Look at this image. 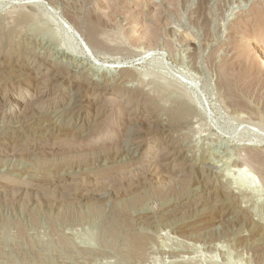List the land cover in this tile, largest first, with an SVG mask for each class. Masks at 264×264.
Here are the masks:
<instances>
[{
    "label": "rangeland",
    "instance_id": "1",
    "mask_svg": "<svg viewBox=\"0 0 264 264\" xmlns=\"http://www.w3.org/2000/svg\"><path fill=\"white\" fill-rule=\"evenodd\" d=\"M67 8L83 25L100 18L104 47L85 39ZM263 8L264 0H0V264H125L128 231L148 239L137 264H264V174L248 159L264 157ZM57 72L54 85L43 79ZM108 95L126 114L106 107ZM106 119L118 138L96 151L66 144ZM68 151L88 158L63 163ZM145 153L147 166L130 167L119 184L108 177ZM45 177L53 184L44 190ZM91 190L102 197L80 199ZM116 210L131 225L119 235Z\"/></svg>",
    "mask_w": 264,
    "mask_h": 264
},
{
    "label": "bare ground",
    "instance_id": "2",
    "mask_svg": "<svg viewBox=\"0 0 264 264\" xmlns=\"http://www.w3.org/2000/svg\"><path fill=\"white\" fill-rule=\"evenodd\" d=\"M36 1V0H35ZM71 4V3H70ZM69 5V4H68ZM66 7V6H65ZM71 8V7H70ZM70 8H67V10H66V15H68L69 16V18L74 22V23H76L80 28H82V31H84L86 34H87V38H85V39H88V41H89V43H91V44H93L94 46H96V47H104L105 46V43H104V41L102 40V38H101V35H100V32H99V29H100V26L102 25V23H101V20H99V19H95V18H93L92 16H94V13H93V15L92 14H90L89 12V14L90 15H92V16H90V18L88 17L89 15H87V12L86 13H84L85 15H83V16H87L88 17V24L86 23V25H83V21H82V19H84V18H82L81 19V17H82V14H81V17L78 15L79 13H77V14H75L74 13V11H72V9H70ZM73 8H75V7H73ZM76 10H77V8H75ZM74 9V10H75ZM91 9V8H90ZM94 9V8H93ZM64 10V11H65ZM81 11V10H80ZM95 12V11H94ZM81 13V12H80ZM259 17H260V19L262 20H264V8L263 9H260V11H259ZM24 18L23 19H25V20H27V19H29V16L28 15H26V14H24V16H23ZM86 17V18H87ZM99 17V16H98ZM85 18V19H86ZM95 19V20H94ZM103 20V19H102ZM85 22V21H84ZM2 31H3V29L2 30H0V33L2 34ZM102 32V31H101ZM1 34H0V41H1V38H2V36H1ZM92 45V46H93ZM90 46V45H89ZM129 60V59H128ZM94 61V60H93ZM8 62V61H7ZM14 62V61H13ZM12 62V63H13ZM96 62V61H95ZM120 63H117L116 65L115 64H113V65H111V66H116V67H120L121 65H122V63H121V61H119ZM4 63V62H3ZM104 63V62H103ZM114 63V62H113ZM17 64V63H16ZM105 64V63H104ZM109 64H112V63H109ZM21 65V64H20ZM93 65V64H92ZM108 65V64H107ZM108 66H110V65H108ZM1 67V66H0ZM31 67V66H30ZM100 67V66H99ZM103 67H107V66H103ZM126 67H128V66H126ZM112 68V67H111ZM111 68L109 69V70H111ZM124 68V67H123ZM227 68V67H226ZM51 69V68H50ZM106 69V68H105ZM114 69V68H113ZM107 70V69H106ZM227 70V69H226ZM230 69L228 68V73L230 72L229 71ZM37 71V70H36ZM39 71V70H38ZM37 71V72H38ZM116 71V70H115ZM118 71V70H117ZM59 72V71H58ZM56 73V74H53V76H51V77H46V75H45V78H43V79H46L47 80V82L48 81H51V82H53V84L52 85H54V80H57L58 78H60V77H58L59 76V73ZM39 73V72H38ZM48 73V72H47ZM54 73V72H53ZM38 75V74H37ZM36 75V76H37ZM41 75H42V73H41ZM132 75V74H131ZM36 76H35V78H36ZM39 76V75H38ZM40 77V76H39ZM128 77H130V76H128ZM34 78V79H35ZM63 79V78H62ZM40 81V80H39ZM41 82H42V80H41ZM50 82V83H51ZM57 82V81H56ZM72 82V81H71ZM40 83V82H39ZM43 84V83H42ZM41 84V85H42ZM75 84V83H74ZM78 84V83H77ZM85 84V83H84ZM84 84H78V88H79V90L81 89V86H84ZM86 84H88V83H86ZM39 85V84H38ZM93 85V84H92ZM57 86H59V85H57ZM73 86V85H72ZM97 86V85H96ZM96 86L95 87H93V88H96ZM78 88H76V90L78 89ZM84 88V87H83ZM82 88V89H83ZM92 88V89H93ZM98 88H99V86H98ZM86 90V89H85ZM100 90V89H99ZM102 90V89H101ZM105 91V90H104ZM79 92V91H78ZM77 92V93H78ZM79 94V93H78ZM83 94V93H82ZM81 95V94H80ZM76 96V95H75ZM109 96V95H108ZM18 97V96H17ZM23 98V97H22ZM74 98V97H73ZM84 98V97H83ZM108 98V99H107ZM21 99V98H20ZM71 99V98H70ZM86 99V98H85ZM73 100V99H72ZM75 100V99H74ZM76 100H79V98L78 99H76ZM82 100V99H81ZM106 107H115V108H117L119 111H121L122 113L123 112H125V114H126V105L124 104V102H122L121 100H119V99H117V97H114V95L113 96H109V97H106ZM84 101V100H83ZM88 101V100H87ZM75 102V101H74ZM73 102V103H74ZM23 104H24V102H22ZM72 103V102H71ZM77 105H78V103H76ZM185 103H183V102H181V103H179V104H177V107H175L176 109L174 110V112H173V114H181L182 112V109H183V107L186 105H188V104H185ZM73 105V104H72ZM84 105V104H83ZM75 106V105H74ZM197 106V105H196ZM28 107V106H27ZM77 107V106H76ZM190 107V106H189ZM195 107V106H194ZM73 108V107H72ZM196 108V107H195ZM105 109V108H104ZM197 109V108H196ZM22 110H24V109H22ZM190 110V109H189ZM197 111H199V113H201L202 115H203V112L198 108L197 109ZM100 112L101 113H103L104 112V110H103V108L100 110ZM32 113V112H31ZM131 113V112H130ZM205 114V113H204ZM128 115V114H127ZM131 115V114H130ZM26 116L29 118V119H33L32 118V116H30L29 115V113L27 112L26 113ZM26 116L24 117L23 116V118L25 119L26 118ZM129 116V115H128ZM134 116V115H133ZM33 117H34V115H33ZM36 117V116H35ZM42 117H43V115H42ZM145 117H147V116H145ZM173 118H174V116H172ZM186 117H188V116H186ZM206 117V116H205ZM39 118V117H38ZM47 118V117H46ZM127 118V117H126ZM178 118V117H177ZM40 119V118H39ZM44 119V118H43ZM52 119V118H51ZM130 120H131V118H129ZM146 119V118H145ZM149 119V118H148ZM184 119H186V118H184ZM35 120V119H34ZM37 120V119H36ZM100 120V119H99ZM28 121V120H27ZM32 121V120H31ZM38 121V120H37ZM43 121V120H42ZM42 121H40V122H42ZM53 121V120H52ZM52 121H50V122H52ZM39 122V121H38ZM49 122V123H50ZM25 123V122H24ZM29 123V122H28ZM34 123V122H33ZM48 123V124H49ZM145 123V122H144ZM38 124V123H37ZM97 124V123H96ZM29 125V124H28ZM33 125H35V124H33ZM42 125H44L45 126V124H42ZM54 125V124H53ZM116 125H119V124H116ZM46 126H47V124H46ZM55 127H56V124L54 125ZM21 127V126H20ZM29 127V126H28ZM37 128H39V129H42L43 127L41 126V123H40V125L39 126H36ZM51 126H49V128H50ZM115 126L113 125V123H112V120H108V119H106V120H101V122H99L97 125H95L92 129V131H89V132H92V134L91 135H89V137H87V139L86 140H81V141H79V139L76 141V138L74 137V136H71V140H75V141H71V142H66V144L68 143V144H74V145H77V147L78 146H82V147H84V149L86 148H93V147H97V146H99V145H101V144H105V143H107L108 144V141L107 140H109V139H112V138H114V137H116L117 135H118V133H117V131H116V129L114 128ZM22 128V127H21ZM31 128V127H30ZM36 128V129H37ZM48 128V129H49ZM54 127H52V129H53ZM58 128V127H57ZM56 128V129H57ZM19 129V128H18ZM27 129V128H26ZM35 129V128H34ZM33 129V130H34ZM55 129V130H56ZM43 130V129H42ZM44 130H46V129H44ZM34 131H36V130H34ZM48 131V130H47ZM59 131V130H58ZM63 131V130H62ZM68 131V130H67ZM18 132V131H17ZM25 132V131H24ZM40 132H42V131H40ZM46 132V131H45ZM53 132V131H52ZM64 132V131H63ZM69 132V131H68ZM150 132V131H149ZM27 133V132H26ZM25 133V134H26ZM44 133V132H43ZM117 133V134H116ZM34 134V133H33ZM72 134H74L73 132H72ZM151 134V133H150ZM27 135V134H26ZM29 135H32V134H29ZM38 135V134H37ZM62 135H63V133H62ZM65 135H68L67 133L65 134ZM70 135H71V133H70ZM86 135H88V134H86ZM82 137V136H81ZM56 138V137H55ZM116 138H118V137H116ZM33 140L34 138H32V137H27V140ZM58 139V138H57ZM60 139H63V138H61L60 136H59V140ZM31 140V141H32ZM35 140V139H34ZM64 140V139H63ZM112 141V140H111ZM264 141V140H263ZM58 142V141H57ZM61 143H62V141H60ZM59 142V143H60ZM64 143V142H63ZM117 143V142H116ZM253 143V142H252ZM65 144V143H64ZM113 144V143H112ZM115 144V143H114ZM250 144V143H249ZM63 145V144H62ZM111 145V144H110ZM253 145H256L255 143H253ZM65 146V145H64ZM68 146V145H67ZM102 146V145H101ZM104 146H106V145H103V147ZM22 147V146H21ZM66 147V146H65ZM64 147V148H65ZM69 147H71V145L69 146ZM68 147V148H69ZM64 148H60V146H59V148H55V150H62V151H64ZM72 148V147H71ZM80 148V147H79ZM98 148H101V147H98ZM78 149V148H77ZM93 149H95V148H93ZM106 149V148H105ZM162 149V148H161ZM164 149V148H163ZM80 150V149H79ZM97 149H95V150H93V151H96ZM99 150H101V149H99ZM90 151V150H89ZM93 151H92V153H93ZM103 151V150H102ZM157 151V150H156ZM166 151V150H165ZM168 151H169V149H168ZM55 152V151H54ZM98 152V151H97ZM162 152H164L163 150H162ZM62 153V152H61ZM73 152H64L63 154H62V159L64 160V162L63 163H72L75 159H73V157H79V160L80 161H82V160H86L87 158H88V156L86 155V153H85V151L84 152H78V153H76V154H72ZM107 153V152H106ZM157 153V152H156ZM155 153V154H156ZM146 154V153H145ZM144 154V156H142V158H139L137 161H134L133 163H131L130 164V166H125V167H117V166H115V165H112L111 167V169L112 170H110V171H107V170H105V171H107V172H109V173H111V175L110 176H108L109 178H113V179H115L117 182H118V184H119V182H121V180L119 181V178H122V177H120V174H125L126 172H132L133 170H135V169H133V168H130V167H136V169L137 168H139L140 166H144L143 164H145L146 165V162H147V157H148V154H146L145 155ZM159 154V153H158ZM163 154H166V152H164ZM168 154H170V153H168ZM157 155V154H156ZM159 155H161L162 156V153L161 154H159ZM252 155L253 156H251V154L249 155V157H248V159L249 158H251V160H250V162L251 161H254L255 162V164L257 165V167H259L260 168V170L262 171V173L264 174V157H260V155L259 154H253L252 153ZM60 156V155H59ZM158 156V155H157ZM161 156H159V157H161ZM166 156V155H165ZM262 156V155H261ZM167 157H169V156H167ZM167 157H164V158H166L167 159ZM161 160V159H160ZM162 161V160H161ZM165 165V164H164ZM139 166V167H138ZM147 166V165H146ZM145 167V166H144ZM173 168V167H172ZM167 169V168H166ZM174 169H175V167H174ZM102 171H104V170H102ZM106 172V173H107ZM171 172H173V171H171ZM101 173H103V172H101ZM169 173V172H168ZM132 174V173H131ZM162 174V173H161ZM107 175V174H106ZM109 175V174H108ZM134 176V175H133ZM107 177V178H108ZM131 177V176H130ZM163 177H165V176H163ZM72 181L74 180V179H71ZM78 180V179H77ZM172 180V179H171ZM186 180V179H185ZM39 181V180H38ZM60 182V181H59ZM62 182V181H61ZM116 182V183H117ZM54 183H56V182H54ZM51 184H53V181L49 178V177H45V179H43V180H41V181H39V183H38V185L40 186V187H42L44 190L45 189H47V187H48V185H51ZM121 185V184H120ZM119 185V186H120ZM122 186V185H121ZM98 188V187H97ZM43 189H42V191H43ZM27 190V189H26ZM65 190V189H64ZM67 190V189H66ZM94 190V189H93ZM93 190H91V191H89V192H86V193H84L83 195H81L80 196V199H82V200H85V198H91V197H93V196H101L99 193L98 194H93L94 192H93ZM95 190H97L96 188H95ZM94 190V191H95ZM101 191V190H100ZM45 192V194H47L48 195V191H44ZM43 192V193H44ZM50 193H52L51 191H49ZM155 191L152 189V193H154ZM164 191L163 190H161V193H163ZM49 193V194H50ZM65 193V192H64ZM66 193H68V192H66ZM97 193V192H96ZM69 194V193H68ZM67 194V197H71V198H77V196H75V194L74 195H68ZM73 194V193H72ZM66 195V194H65ZM75 196V197H74ZM79 196V195H78ZM207 196V195H206ZM66 197V196H65ZM102 197V196H101ZM209 197V196H208ZM211 197V196H210ZM97 198V197H96ZM205 198V197H204ZM234 199H235V197H233ZM99 199H100V197H99ZM206 200V199H205ZM203 201V200H202ZM238 201V200H237ZM211 202V201H210ZM206 203V202H205ZM204 203V204H205ZM240 205V204H239ZM228 207V206H227ZM242 207V206H241ZM203 209V208H202ZM216 209V208H215ZM218 209V208H217ZM229 209H227V211H228ZM210 211H211V209H210ZM116 212H117V219L118 220H115L114 221V229H113V233H115V235H119V234H121V232H120V228H121V226H127V227H131V225H130V223H129V220H128V214H127V212L126 211H123V210H121V211H117L116 210ZM231 212H234V211H231ZM200 214V213H199ZM207 214V213H206ZM222 214V213H221ZM234 214H235V212H234ZM211 215H212V213H211ZM229 215H230V213H229ZM238 215V214H237ZM249 215V214H248ZM247 215V216H248ZM231 216V215H230ZM235 216V215H234ZM246 216V217H247ZM227 217H229V216H227ZM235 217H237V216H235ZM203 218V217H202ZM226 218V217H225ZM240 218H242V217H240ZM244 219V218H243ZM246 219V218H245ZM218 220H220V219H218ZM238 220V219H237ZM242 220V219H241ZM35 221V220H34ZM51 221H53V220H51ZM208 221H210V220H208ZM217 221V220H216ZM240 221V220H239ZM244 221V220H243ZM202 223V222H201ZM207 223V222H206ZM197 227V226H196ZM21 228V227H20ZM261 232V231H260ZM124 236V240H125V249H124V252H123V254L122 255H124V261H125V264H137L138 262H140V261H142L143 259H144V257H145V254H146V251H147V244H148V239H147V237H145V236H141V235H137L136 233H133V232H127L125 235H123ZM262 242V241H261ZM260 246V248L261 249H263L264 248V244H260L259 245ZM263 251V250H262Z\"/></svg>",
    "mask_w": 264,
    "mask_h": 264
}]
</instances>
